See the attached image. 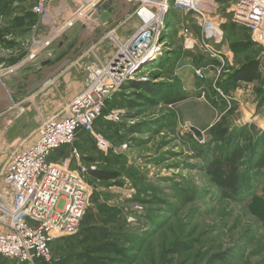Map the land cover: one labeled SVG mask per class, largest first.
<instances>
[{
	"label": "rangeland",
	"instance_id": "374dc122",
	"mask_svg": "<svg viewBox=\"0 0 264 264\" xmlns=\"http://www.w3.org/2000/svg\"><path fill=\"white\" fill-rule=\"evenodd\" d=\"M34 2L0 0V30L9 31L0 39V74L9 86L44 68L43 61L50 64L69 53L84 27L83 20L66 25L49 45L35 46L41 38L37 35L52 25L35 13L32 23L14 24V18ZM217 2V16L228 25L232 0ZM169 16L167 31L177 46L176 59L170 62L174 65L181 22L193 19L190 12L175 9ZM138 21L133 15L122 27H111L112 35L108 30L92 42L88 26L86 43L60 66L32 79L28 89L24 82L18 83L14 103L0 112V182L9 155L31 143L40 122L62 112L85 89L93 69L115 51L116 40L126 32L123 29H135ZM193 26L198 27L194 21L188 24L191 31ZM235 28L228 29L231 38ZM199 35L200 31L194 35V48L211 57L200 47ZM168 43L163 44L166 52L156 64H144L134 75L138 81L153 79L164 90L174 87L180 100L166 103L160 96L152 104L146 100L152 97L149 93L125 88L111 107L121 112L120 120H101L96 129L110 141L113 156L97 148L93 136L77 139L84 161L92 157L100 169L118 176L89 183L90 204L77 231L55 239L50 259L34 264H264V97L255 91L256 84H240L236 90V84H229L231 72L206 68L199 78L193 70L176 75L175 65L168 72ZM208 44L214 47L213 41ZM260 49L253 51L258 54ZM202 54H197L199 60ZM245 112L251 115L255 133L249 130V122H236L245 118ZM236 125H244V132L236 135ZM219 129L225 130L226 139L232 133L231 149H242L237 193L223 191L204 171L213 149L223 153L228 146V139L225 143L213 136ZM61 151L56 152L57 161L69 155L70 146ZM0 264L16 263L0 257Z\"/></svg>",
	"mask_w": 264,
	"mask_h": 264
},
{
	"label": "built area",
	"instance_id": "2783aa9c",
	"mask_svg": "<svg viewBox=\"0 0 264 264\" xmlns=\"http://www.w3.org/2000/svg\"><path fill=\"white\" fill-rule=\"evenodd\" d=\"M125 1L131 6V15L139 20L138 28L125 40H116L115 51L104 64L93 69L85 89L62 112L45 117L32 142L14 150L4 165L0 182L1 258L11 259L16 264L47 261L51 256V243L77 231L90 204L92 187L88 175L98 166L83 160L76 141L90 135L97 148L114 152L110 141L96 133V123L101 119L120 120L119 110H104L128 81L137 80L134 74L139 68L146 63L156 64L166 52L163 44L171 9L190 12L192 21L199 27L200 47L211 57H219L216 48L208 44L209 40L221 43L224 38V20L217 16V0ZM49 2L35 0L31 8L47 25ZM104 3L105 0H80L79 8L68 20L44 32L34 45H49L62 33L63 27L79 20L84 21L86 29L91 26V31L109 27L111 21L100 24L96 20L97 6ZM227 14L232 25L247 30L250 41L261 47L258 59L264 89V0H232ZM188 23V20L181 22L183 45L193 49L197 42ZM110 28L108 34L112 35ZM205 69L197 67L194 73L203 78ZM66 146H70L69 155L57 161L56 152Z\"/></svg>",
	"mask_w": 264,
	"mask_h": 264
},
{
	"label": "crops",
	"instance_id": "0c3cea01",
	"mask_svg": "<svg viewBox=\"0 0 264 264\" xmlns=\"http://www.w3.org/2000/svg\"><path fill=\"white\" fill-rule=\"evenodd\" d=\"M107 2L108 0H105V3L99 7V9H102V11L96 14L97 22H99L100 24H104L108 21H111V25H110L111 27L113 26L114 28H118L120 26L122 27L124 23L126 22V20H128L132 16L130 4L127 3L125 0H113L111 5L107 6ZM79 6H80V0H50L48 7H47L46 22L52 25V27L46 26L47 30H45L46 28H43L44 30H42L41 33L37 36L42 37V34L44 32H48L51 28L68 20L77 11ZM85 11L86 10H84V13ZM82 14L83 12H81L79 16H81ZM191 22L192 20H190L189 23ZM222 24H223L222 28L224 29L223 30L224 31L223 41L218 44L214 43V47L219 53V57H216V58L209 57L206 54L203 55L202 53H200V51L198 53V50H199L198 48L197 49L194 48V50L183 48L181 32L179 31L180 32L178 33L179 41L177 44L180 48V51H178L179 52L178 60H176V64H174L176 67V71H175L176 75L180 71H187L189 73H192L191 71L193 70L194 72V69L197 67H204L209 70H215L216 72H219V73L221 72L223 73L231 72L232 73L234 72L235 69H237V67L244 64L246 61L253 59V58L257 59L259 57L261 49L259 53L257 54V52L254 53L253 48H258V47L261 48V47L250 41L249 33L247 30H245L244 28L238 27L234 24L232 25L231 23H229L228 25H224L225 23H222ZM191 25L192 24H190L189 26ZM130 27L127 26L123 29V31L126 30V32H124L125 34H122V36L119 37L120 38L119 40L121 41L125 40L133 32V30L137 28L136 27L135 29H132V27L131 28ZM230 27H234V28L236 27L235 28L236 35H234L232 38L231 36H229L230 30L228 29ZM102 28L103 27H100L95 31L92 30L91 36H89V39H91L96 33H99L100 29ZM192 32L194 35H198L199 34L198 27L193 26ZM88 34H90V32ZM171 38H172V35L170 34V32H168L164 37L165 43L169 42L168 44L170 45V48H168L167 53L169 54V56H173L174 54V57H176L177 52L175 51V48L177 46L173 42H171L172 41ZM231 42L236 43V48L234 46L233 47L231 46L232 45ZM197 54H202L201 56H203L204 58L199 60L198 58L199 55L197 56ZM111 55L112 53L110 52L108 54V57H110ZM178 68L179 70L177 71ZM247 83L248 84L252 83L253 85H255V83L251 81L239 80V81H236V90H238L237 88L240 84H247ZM248 115L250 118L251 115L249 112L243 113V117L245 118L243 120L238 119L236 120V122H249L250 123L252 119H249ZM99 123H100V120L97 121L96 123V129H98ZM84 136H88V135H84ZM79 147H80V143H79ZM2 229L3 227L0 225V231Z\"/></svg>",
	"mask_w": 264,
	"mask_h": 264
},
{
	"label": "trees",
	"instance_id": "16d2710c",
	"mask_svg": "<svg viewBox=\"0 0 264 264\" xmlns=\"http://www.w3.org/2000/svg\"><path fill=\"white\" fill-rule=\"evenodd\" d=\"M34 15H35L34 12L31 11V7H29L28 9L26 8V10L24 11L23 14H20V16H16L14 18L15 26L21 27V26H24L26 23H32V21L34 19ZM7 32H9V31L4 32V31L0 30V39L3 40L4 37L7 34H9ZM173 61H175L173 56H170V58L167 59L166 64L173 62ZM168 67L169 68L166 70L168 72H171L174 65L170 63ZM165 77H166V75H165ZM229 77H230L229 78L230 79L229 84H231V83L236 84V81H239V80L251 81V82L255 83L256 84L255 85V91L261 95V98L264 97V89L262 88V72L260 69V60L258 58L257 59L253 58V59L246 61L244 64L237 67V69H235L234 72H232ZM152 80L153 79H150L149 82L148 81L131 80V81L127 82V84L124 86V89L128 88V89H133L135 91L140 90V91H144L146 93H149L150 96H152V97H148V98H146V100H148V102L152 103V104H154L155 100H157V98L160 96L163 97L164 102H166V103H174V102H177L178 100H180V94H178L179 91L174 90V87L172 88L173 90H164L163 87H158V83L153 82ZM225 84H227V83L225 82ZM226 87H228V86H226ZM124 89L120 93L121 94L120 96L123 95ZM117 102L118 101H117V97H116L107 106L106 110H104V111L105 112L109 111L111 109L112 105L116 104ZM102 122L106 123V121H102ZM246 124H249L247 126H250L252 128V126H251L252 123H246ZM227 128L228 127H226V129H225L226 131H227ZM225 130L219 129L215 133H213V136L215 137L216 140H221L225 143H226V140L228 139L227 140L228 146H227V148H225L226 150L223 153L222 152L218 153L213 149L212 157L210 158V160H207L206 165H204V171L207 173V175L213 177L215 184L219 188H221L223 191L230 192V193L231 192L237 193V190L240 189V187H237V183H236V181L238 179V172H239L238 161H239V159L242 158V156H241L242 155V149L237 150V149H231L230 148L231 147L230 146L231 140H232L230 135L232 133H229L228 134L229 136H227L228 138L226 139ZM249 130L252 133L253 132L255 133V129L252 128ZM241 132H244V125H240V126L236 125V135L240 134ZM255 136H259V135H255ZM108 139L111 140L110 138H108ZM77 146L80 149L79 145H77ZM254 148H256V147H253V150H255ZM61 150L62 149H60L58 151H61ZM108 153L110 154V156H113V151H108ZM85 161L86 162H95V160L92 157H86ZM117 176H118V174L114 171H109L106 169H100L99 167H97L96 170H92L89 172L88 181H89V183H92L93 180H97V181L113 180ZM186 200H190V197ZM37 261H41V260H37Z\"/></svg>",
	"mask_w": 264,
	"mask_h": 264
},
{
	"label": "water",
	"instance_id": "95a60500",
	"mask_svg": "<svg viewBox=\"0 0 264 264\" xmlns=\"http://www.w3.org/2000/svg\"><path fill=\"white\" fill-rule=\"evenodd\" d=\"M112 1L113 0H108L107 6L111 5ZM97 7H100V4ZM101 11L102 9H99V8L97 9V13ZM108 28H110V26L100 29V32L96 33L91 39H89V41L91 42L95 41L99 37L103 36V34L106 31H108ZM85 33H86V27H83L76 43L71 47L69 53L64 54L60 59L50 64L48 63V60L43 61L42 65L44 66V68H42L41 70L37 72L28 74L26 78L17 79L13 86H9L5 82L3 77L0 76V112L11 107L12 104L14 103V96L18 93V90H19L17 86L19 82H24L26 84L25 89H28L30 87L29 82L32 79L36 78L38 75L46 74L49 71L54 70L55 68L60 66L66 59H68L72 55L73 52L76 51L77 48L81 47L82 45L86 43V41L84 40Z\"/></svg>",
	"mask_w": 264,
	"mask_h": 264
},
{
	"label": "bare ground",
	"instance_id": "6f19581e",
	"mask_svg": "<svg viewBox=\"0 0 264 264\" xmlns=\"http://www.w3.org/2000/svg\"><path fill=\"white\" fill-rule=\"evenodd\" d=\"M159 59H160V57H159ZM146 64H148V63H146Z\"/></svg>",
	"mask_w": 264,
	"mask_h": 264
}]
</instances>
